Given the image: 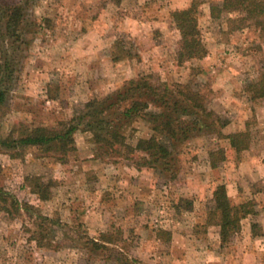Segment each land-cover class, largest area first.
<instances>
[{"label": "rangeland", "instance_id": "obj_1", "mask_svg": "<svg viewBox=\"0 0 264 264\" xmlns=\"http://www.w3.org/2000/svg\"><path fill=\"white\" fill-rule=\"evenodd\" d=\"M190 1L122 0L117 5L110 0L37 1L34 13L45 19L44 28L35 36L20 79L12 83L0 110V132L6 135L20 124L54 128L59 121L70 120L89 99L103 97L144 73L209 91L208 108L228 122L223 135L248 128L249 149L235 155L228 140L203 134L191 137L177 150L179 174L168 184L122 160L117 164L91 160L89 134H75L76 153L65 166L38 158L37 153L27 152L20 159L0 153V184L20 201L59 219L63 230L56 239L65 247L58 251L38 247L28 232L35 226L0 212V264H115L102 260L107 257L104 252L69 248L71 238L77 241L79 236L95 238L101 233L118 234L125 241L120 245L124 255L133 264H264V167L263 162L249 161V154L255 160L264 155V98L252 100L247 92L248 85L264 75V33L249 28L225 34L224 23L207 18L209 3L221 0H196L207 55L177 66L179 35L169 13ZM85 7L90 10L88 21L74 19L77 8ZM92 16L107 33L99 57L108 65L100 66L97 73L90 64L75 65L76 51L67 55L60 44L76 37L81 49H75L85 54L86 39L75 31L90 26ZM118 39L134 58L110 60L111 46ZM133 127L132 144L148 136L145 122ZM221 148L225 160L212 169L209 152ZM26 175L56 181L51 200L40 202L22 188ZM219 184L225 185L232 204L252 201L257 211L241 222L240 232L224 247H220L218 228L204 226L207 203Z\"/></svg>", "mask_w": 264, "mask_h": 264}, {"label": "trees", "instance_id": "obj_2", "mask_svg": "<svg viewBox=\"0 0 264 264\" xmlns=\"http://www.w3.org/2000/svg\"><path fill=\"white\" fill-rule=\"evenodd\" d=\"M39 0L0 2V110L4 107L12 83L20 79L23 61L27 58L35 36L44 28L45 19L35 16V3ZM122 0H110L117 5ZM200 3L191 0L187 6L170 11L171 23L178 31V48L174 55L177 66L200 61L207 55L200 26ZM207 18L226 26L225 34L253 28L264 33V0H221L210 2ZM121 39L115 40L110 50L113 63L134 58ZM191 83L168 82L155 75L140 73L124 81L116 90L103 97L89 99L68 121H59L54 128L20 124L6 135L0 132V153L20 159L27 152L38 158H50L60 165H68L76 153V133L89 134L92 147L91 160L119 163L121 160L136 170L146 169L165 184L173 182L179 174L177 150L191 137L213 136L228 140L229 149L240 155L250 146L251 135L246 128L227 135L222 129L226 119L208 108L209 91L194 89ZM252 100L264 98V75L248 85ZM143 121L149 134L131 143L133 125ZM183 148V147H182ZM224 150L209 152L210 167L217 168ZM74 160V159H73ZM56 181L38 175H26L22 188L28 189L40 202L52 198ZM206 209L205 227H217L220 247L241 230V222L257 215L255 204L244 201L232 204L224 184L217 185ZM176 206L179 207V204ZM0 212L10 220L24 218L35 226L30 239L38 247L58 251L62 247L56 239L63 230L59 219L41 212L38 207L20 201L0 184ZM23 224V223H22ZM253 223L251 227H255ZM27 226H25L26 228ZM118 234L101 233L95 238L70 239L69 248L104 252L115 264H133L124 255L125 241ZM84 239V240H83Z\"/></svg>", "mask_w": 264, "mask_h": 264}, {"label": "crops", "instance_id": "obj_3", "mask_svg": "<svg viewBox=\"0 0 264 264\" xmlns=\"http://www.w3.org/2000/svg\"><path fill=\"white\" fill-rule=\"evenodd\" d=\"M89 11L90 10H89L88 7H85V9H83V8L78 9L77 8V10L74 12L75 13L74 19L77 18L80 21L85 19V20L88 21ZM67 12H68V10H67ZM65 16H67V13H64L63 17H65ZM90 23H91L90 26L88 25V26L84 27L83 29L81 28V29H78V30L75 31V33H77V35H76L77 37L83 38L82 40L86 39L85 48L88 49V50L85 52V54H84V51L82 52V50H78V49H81V48H78V46H81V43H76V37H74V41L75 42L73 40L69 41V39H64L62 41V43H60V44H61V46L63 48H65V51H66L65 53H67V55H72L73 50L76 51V55L75 56H76L77 59H75L73 61V63L75 65L76 64H83V65L84 64H87V65L90 64V66L93 68V70L97 73L99 71V69L101 68L100 66L108 65V61L105 58L99 57L100 52L103 49H105V47H106V42H105V40H103V37L107 33H106L105 29H104L105 27L99 28L98 26H96L98 23H96V21H94L93 16L91 17ZM102 24L103 23H101V25ZM102 26H105V25L103 24ZM144 27H146V26H144ZM145 30L146 31H148V30L150 31V29H148V27ZM73 33H74V31H73ZM138 33L139 32H135L134 31L135 35H137ZM87 39H89V41L91 40V42H89V41L87 42ZM72 42L74 44H72ZM75 47L78 48V49L76 50ZM42 49H39L38 54H40ZM262 140H264V137L262 138ZM248 152L250 153V151H248ZM249 159H250L249 161L252 162L253 164H254L255 161L257 163H259V164L261 162H263L262 167H264V155H261L260 158H256L257 160H255V157L250 156V154H249ZM253 174H254V178H257V176H259L257 174V170L253 171ZM55 192H56V190L54 191V193ZM58 192H60V191L58 190Z\"/></svg>", "mask_w": 264, "mask_h": 264}]
</instances>
